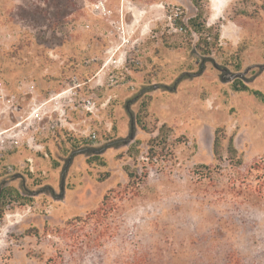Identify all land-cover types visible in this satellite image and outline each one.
Listing matches in <instances>:
<instances>
[{"label": "rangeland", "instance_id": "1", "mask_svg": "<svg viewBox=\"0 0 264 264\" xmlns=\"http://www.w3.org/2000/svg\"><path fill=\"white\" fill-rule=\"evenodd\" d=\"M207 2L221 35L210 58L163 43L184 39L175 20L188 23L190 0H0V133L20 134L16 147L0 143V193L12 195L0 264H120L135 248L153 264H264V177L248 175L264 157V100L232 88L239 79L264 96V0ZM44 104L49 113L25 131ZM139 115L151 130L167 126L165 163L146 158L158 132L143 131ZM218 128L235 135L248 180L228 167L227 141L215 159ZM145 165L102 247L91 224L64 230L123 188L126 168Z\"/></svg>", "mask_w": 264, "mask_h": 264}, {"label": "trees", "instance_id": "2", "mask_svg": "<svg viewBox=\"0 0 264 264\" xmlns=\"http://www.w3.org/2000/svg\"><path fill=\"white\" fill-rule=\"evenodd\" d=\"M192 4V9L194 11L193 16L189 19L187 24H184L181 20L176 19L175 28L181 33L175 34V36L183 37L184 39H189V42H184V39L181 42H171L170 39L165 36L162 38L163 43L167 48H186L194 45L196 51H198L204 57L210 58L214 52H218L221 49L220 47V32L218 28L214 26H208V19L210 16V5L207 0H190ZM198 37V40L195 44L192 42V37ZM235 58L238 61L237 68L240 69V55H236ZM232 88L237 93H249L255 97L264 100V96L260 91H255L249 88L241 80L236 79L232 85ZM144 108V107H143ZM141 113L143 110L140 111ZM141 116H137V122L139 127L149 133L153 134L158 132V135L151 138L148 143V156L146 157L151 163L161 162L165 163L167 157H171L173 154V144L169 143V134H167V126L163 125L161 128H155L151 130L147 123L141 121ZM214 156L217 161L222 162L224 157L225 147L224 144L227 141L226 148V162L228 167L236 172L241 180H248L247 175H243L241 170L245 167L243 161V155L240 154L238 149L235 147V135L228 136L225 128H218L214 135ZM139 142L136 145L131 146L129 149V155L135 160V164H139ZM208 173L212 174L209 167H204ZM128 173V183L119 190H110L103 198L99 207L89 213L85 218L78 217L74 220L67 222L64 230L67 231H76L78 227L84 223L86 225L91 224L94 227L95 232L99 231L98 237L95 240L97 247L103 246L102 237L112 238L115 232L111 231L112 228V219L114 214L119 209L121 202H123L127 197H137L139 190L143 184L147 181L149 177L148 167L143 166L142 171L139 168L131 170L126 168ZM258 174L259 177H264V157L256 160L249 168V174ZM205 175V174H202ZM246 177V178H245ZM11 190H3L0 193V220L4 218L5 215V199L10 198ZM76 240H79V235L75 237ZM153 260L150 257L149 253L142 251L139 248L133 250H127L122 254V257L118 260L120 264H153Z\"/></svg>", "mask_w": 264, "mask_h": 264}, {"label": "built area", "instance_id": "3", "mask_svg": "<svg viewBox=\"0 0 264 264\" xmlns=\"http://www.w3.org/2000/svg\"><path fill=\"white\" fill-rule=\"evenodd\" d=\"M74 90L75 89H77L78 87H80V82L78 81V79H75L74 80ZM73 89H71V91L73 90ZM59 97H61V96H59ZM59 97H58V99H59ZM57 98H51L46 104H49L50 102H52V101H55ZM62 99V98H61ZM66 99V98H65ZM70 100H71V98H69ZM56 103L58 104V105H60L61 104V102H60V100H57L56 101ZM46 104H44L42 107H39V108H33V110L30 112V115H29V117L28 118H26V121H29L28 123H27V125L24 127V130L26 131V130H28L29 129V126L33 123V122H37V121H42L43 119H44V117H45V115L46 114H48L49 113V111L48 112H46L45 110H46V108H44L45 107V105ZM56 104V105H57ZM58 107V106H57ZM43 108L45 109V110H43ZM59 108V107H58ZM61 108V107H60ZM62 110V112H64L65 113V110H64V107L61 109ZM57 113V110H54V112L53 113ZM61 121V120H60ZM25 122V121H24ZM24 122H21V123H18V124H16V127H21V126H23V123ZM5 133L6 132H4V133H0V143H3V144H5L6 143V140L7 141H9L10 142V144L11 145H13V146H17L18 145V143H19V139H20V137L18 136V135H20V134H14V135H10V136H5V138H1L3 135H5Z\"/></svg>", "mask_w": 264, "mask_h": 264}, {"label": "water", "instance_id": "4", "mask_svg": "<svg viewBox=\"0 0 264 264\" xmlns=\"http://www.w3.org/2000/svg\"><path fill=\"white\" fill-rule=\"evenodd\" d=\"M234 79H235V76L231 77V78H230V81H232V80H234Z\"/></svg>", "mask_w": 264, "mask_h": 264}]
</instances>
